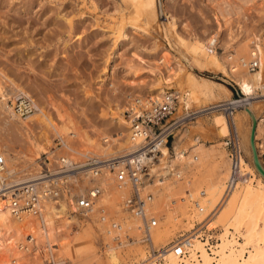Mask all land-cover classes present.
<instances>
[{"label": "rangeland", "instance_id": "1", "mask_svg": "<svg viewBox=\"0 0 264 264\" xmlns=\"http://www.w3.org/2000/svg\"><path fill=\"white\" fill-rule=\"evenodd\" d=\"M215 1L155 0L159 17L157 22H149L146 11L142 9L138 14L134 11L135 5L127 0H0V69L6 77L14 79V87L30 94L48 114L53 116L54 109L66 113L87 131L93 141L101 142L103 137L118 133L116 121L121 122L119 125L124 130L122 113L129 95H155L164 88L173 87L180 92H188L194 107L235 97L234 90L220 80L219 73L223 72L221 63L218 69L207 64L213 56L205 53L203 44L213 30L208 21L210 9L218 12L224 9V3H230L231 11L238 12L240 8L246 9L247 3ZM248 4L252 7L249 9L254 10L256 22H264V0H252ZM24 5L31 7L27 14L22 9ZM163 12L174 18L170 27L163 20ZM39 17H43L44 22ZM135 22L143 27L139 28L141 32L134 28ZM215 32H219L218 24ZM185 45L194 46L195 50H186ZM238 50L245 53V44ZM133 53L139 54L143 60L132 58ZM175 61L182 65L184 73L168 79L166 67L171 65L175 68ZM186 74L196 77L197 84L201 86L198 92L191 90ZM205 80L212 83L208 85ZM255 106L264 112V102L255 101ZM7 117L0 106V153L5 155L7 166L14 172L23 171L25 175L34 172L42 153L62 154L63 151L53 145L55 136L75 149L93 148L102 152L95 145L82 142L78 136L69 137L60 132H48L50 143L44 145L41 132L45 127L39 126L36 120L28 122L29 119L20 121L14 118L5 124ZM240 118L246 126V117L240 114ZM227 126L228 120L223 115L213 113L185 129L182 140H177L178 150L186 152L184 160L189 167V178L185 177L188 179L185 184H163L156 195L153 202L159 217L153 238L156 247L166 246L182 236H191L195 222H200L210 213L203 225L211 231L203 228L204 232L219 240L227 231L222 239L224 249L227 245L232 247L234 236L238 239L233 229L237 231L240 227L243 236L239 242H244L247 235H251L253 240L252 245L245 248L244 256L253 252V247L259 252L264 251V193L256 194V199L252 196L260 187L258 177L249 166H243L250 175L249 192L237 197V193L232 191L228 197L222 196L228 161L217 138L226 135ZM194 137L204 145L199 156L194 155ZM29 140L34 149L29 146ZM257 142L258 158L264 167V117ZM39 144L45 152L38 150ZM244 162L248 164L245 159ZM185 190L198 203L215 194L212 206L207 207L203 215L191 218V228L186 226L185 219L194 209L183 196ZM200 191L202 196H199ZM53 221L60 233L58 240L51 244L49 254L31 250L20 257L18 264H136L144 257L140 247H129L123 253L109 250L104 256L96 248L99 242L96 233L94 236L90 229L82 227L81 230H72L70 225L76 223L74 219L59 222L53 218ZM160 234L163 238L157 240ZM258 234H261V241L257 239Z\"/></svg>", "mask_w": 264, "mask_h": 264}, {"label": "built area", "instance_id": "2", "mask_svg": "<svg viewBox=\"0 0 264 264\" xmlns=\"http://www.w3.org/2000/svg\"><path fill=\"white\" fill-rule=\"evenodd\" d=\"M249 8L252 7L247 4L244 10L232 11L228 24L218 33L215 31L220 18L216 20L218 12L210 9L208 21L213 30L204 39L205 53L214 56L228 73L229 76L219 73L220 80L234 90L235 97L194 107L189 105L186 94L178 93L173 87L155 95L127 96L122 113L128 141L126 150L105 154L93 148L75 149L55 136L53 145L63 153L56 156L42 153L38 169L31 172L29 181L18 185L7 181L12 177L7 173L5 158L0 155V197L5 199L10 213L14 216L29 213L43 227L42 216L49 206L56 221L72 217L76 222L71 223L72 229L76 228L75 224L91 225L99 238L96 248L101 254L109 249L123 253L132 245L143 247L145 259L136 264H165L168 254L178 264L198 261L200 252L193 249L190 237H179L168 246L152 244L151 234L159 221L153 200L163 184L188 182L185 177L189 178V167L183 160L186 152L177 149V135L213 113L228 120L226 135L217 138L228 161L222 196L250 179L242 167L244 156L237 133L229 123L239 107L250 101L264 102V80L249 85V92H244L234 81L242 74H257L264 54V22L257 23L254 10ZM242 44L246 46L245 53L238 50ZM0 81V105L9 116L25 120L37 112L36 103L28 93L5 79ZM101 141L104 145L111 144V138ZM202 195L200 191L199 196ZM183 196L195 211L202 212L187 190ZM206 217L195 222L191 233L202 242L205 253L215 259L216 240L203 229Z\"/></svg>", "mask_w": 264, "mask_h": 264}, {"label": "bare ground", "instance_id": "3", "mask_svg": "<svg viewBox=\"0 0 264 264\" xmlns=\"http://www.w3.org/2000/svg\"><path fill=\"white\" fill-rule=\"evenodd\" d=\"M127 1L128 2L131 1L135 5V8H134L135 10L134 9L133 10L136 11L138 14H140L139 12H141L142 9H144V11H146V16H147L149 22H153V21H156L158 19L159 15L156 11L155 0H127ZM211 1L216 2L215 0H211ZM238 1L243 3V5H245L246 3L248 4V2H251L252 0H238ZM223 5L225 6V8L219 9L218 10V17H216V20L218 18H220V21H218L219 31L222 30V28L228 24L230 14L233 13L231 11V9L229 8V5L227 3H224ZM226 6H228V8ZM22 7L21 8L23 9L24 13H26V14L28 13V11L29 12L31 11V7H29V6L24 5ZM26 14L24 16H26ZM40 14H42V13H40ZM162 16L164 18L163 20H164L165 24L168 27H170L174 22V18L171 17L168 13H164V12H163ZM42 18H40V19H42ZM43 22H44V18H43ZM133 25H134V28H136V29H139V28L143 29V27L138 26V24L136 22ZM131 26H132V24H131ZM140 29L138 31H140ZM74 32H76V31H74ZM76 36H78V35L76 34ZM184 47L186 48V50L189 49V51L195 50L194 46L188 47L187 45H185ZM196 51L197 52L199 51V50H197V46H196ZM179 54H181V53H179ZM132 58H134L135 60H139V61L143 60L142 57L139 56V54H135V53L132 54ZM263 60H264V57L261 60L262 62H261L260 70L257 74L250 75V76L246 75V74H242L238 78L234 79V81H236L237 83H239L241 85V87H243L244 92H249V89H248L249 85H252L254 83L256 84L258 81L264 80V61ZM209 61H210V63H207V64L210 67H212L214 69L215 68L218 69L220 62L216 58H214V56L210 57ZM166 68H167L166 73L168 75L167 76L168 79L173 78V76L176 75L177 73H184V71H183L184 68L182 67V65L179 64L178 61H175V68H173L171 65L167 66ZM222 70H223V72H221V73L229 76L228 73H226L223 68H222ZM0 76H2V78L5 79V81L9 82L10 84H12V86H14V83H15V82L13 83L14 79H12V78L10 79L9 77H6V74L1 69H0ZM187 77H188V85L191 88V90L193 92H198V90L200 89L201 86L199 84H197L196 77H194L192 74H188ZM205 81H206V84H208V85L210 83H212V82L207 81V80H205ZM218 87H221L222 89H224V87L222 85H218ZM175 90L178 93L186 94V99H187V101L190 102L189 105L192 104L193 100L191 99V96L188 94V92H180L177 89H175ZM224 91H226V90L224 89ZM129 96H131V95H129ZM36 106H37V112L34 113L33 115L27 117L25 120L29 119L28 122H32L33 120H36L39 126L45 127L44 129H46V130L43 129V132H41V134L43 133L41 138H43L44 145L50 143L49 142L50 140L48 138V132L51 131L54 133L60 132L62 134H67V135H70L72 137L78 136L82 142H85V143L90 144V145H95L96 148H98L99 150H102L101 153H105V154L118 153V152H122L123 150L127 149V142L128 141H127V133H126V129H125L126 126H125L124 120H123L124 130L119 125L121 122L116 121L118 123L117 126H119V131H118V133H115L113 135H110L109 137H106V138H111V144L104 145L101 143L102 141L101 142H99L97 140L93 141L92 138L87 134V131L82 129L81 126H79L73 120V118H71L66 113H62L59 110L54 109L55 113L52 112V113H54V115L52 116V114L51 113L48 114L47 111L44 110V108L42 106L40 108L39 107L40 104L38 105L36 103ZM246 110H248L254 116V118L256 120L255 130H254V144H255V147L257 150V154L259 152V143L257 142V135H258L259 127H260L261 123H263L264 112L257 110V106H255V101H250L247 103V105H244V107L241 106V107H239V109H236L235 110L236 114H233V116L230 119V122L234 126L235 131L237 133V137H238V140L240 143V147H241L244 159L247 160V162H248V164H246V162H244V160H242V167L244 165L249 166L251 168V170L253 171V173L259 179L258 184H259L260 190L258 188V192L254 193L252 195L254 197V199H256L255 198L256 194L264 193V181L256 173V171L254 170L252 163H251L249 144H248L250 120H249V116H248ZM4 113H6V112L4 111ZM238 113L243 114V116L246 117V119L248 120V124L246 126L243 124V122H242L243 119L240 118V114H238ZM6 115L9 116L7 113H6ZM7 119H8V121H6L5 124H7L9 121L12 122L14 117L9 116V117H7ZM20 121H23V120H20ZM12 124H14V123H12ZM28 124L29 123H25V126H29ZM21 128H23V127H21ZM121 128H122V130H121ZM185 131L183 130V132H180L177 135V140L179 138L182 140L181 136H182V134H184ZM103 138H105V137H103ZM193 140L195 141V144H196L195 147L193 148V150L195 151L194 155L199 156L201 154V152L204 150V145L202 143H200L198 141V138H196V137H194ZM28 144L33 149L35 148L34 144L30 140L28 141ZM41 145L42 144H39L38 150H40V152L41 151L45 152L44 147ZM0 155H4V154L0 153ZM4 158H6V157H4ZM184 159L185 158H183V160ZM11 161H12V159H11ZM37 166L38 165L36 164V167ZM37 169H35V170H37ZM7 173L9 176L12 177L11 179L10 178L7 179V181H11L15 185L29 181V179L32 176L31 172H30V174L28 172V174H26V175L23 173H22L23 175H19L21 173H17L16 171L14 172L8 166H7ZM249 183H250V181L248 180V182L241 184V186H239L237 188V190L236 189L232 190L233 193L234 194L237 193V197L238 196H244L250 190ZM262 184H263V186H262ZM232 191H230V192H232ZM230 192L227 193L226 195H224V197H228L227 195L230 194ZM214 195L215 194L211 195V198H209V199H207V198L203 199L202 202L199 203V205L202 208L201 213L194 210L191 212V214H189V216L186 215L187 216V218L185 219L186 226L191 224V218L199 217L200 214L203 215L205 213V211L207 210V207L212 206ZM234 197L236 198V195H234ZM253 197H252V199H253ZM155 198H157V197L155 196L154 200H155ZM52 212H53V210L51 207H49V206L45 207V214L42 216V221H43V227H42L41 223L36 219V217L29 214V213H23V214H20L17 216L12 215L10 213L9 209H7L5 207V199L0 197V264H18V260L20 259V257L23 254L30 252L31 250L36 251L39 254H44V255L49 254V252L52 250L51 244L53 242H55L56 240H58L59 233H60V231L58 229H56L55 225L53 224L54 221H53V217L51 214ZM69 219H72V217ZM57 221L60 222L61 220H57ZM57 224H60V223H57ZM75 227H76L75 229H80L81 227H82V229L83 228L84 229H90L89 231H91V233L95 236V231H94L93 227L87 223H86L85 227L78 225V224L77 225L75 224ZM157 228H158V226H157ZM157 228L151 234V241H152L153 245H154L153 238H154V235L156 233ZM189 228H191V225ZM239 228L240 227H238L237 231L235 229H233V233L237 234L238 239L236 240V237L234 236L235 239H233V240H235V241L234 242L232 241L234 243L231 247L232 249L228 245L226 246V249H224V247H223V240L222 239L225 236V234H227V231L220 236V238H222V239L217 240V238H216L214 254L217 255V258H215V259L211 258L208 254L205 253V251L203 249L204 245L202 244L201 241L194 239V236H192L193 234L191 235L192 237L189 235L190 238L193 239L192 246L195 248V250L200 252V259L198 261H195V263L197 262L196 264H264V251L259 252V251H257L258 249H256L255 247H253L254 248L253 252H249L248 256H244L245 248L247 246L252 245L253 240H252L251 235L250 236L247 235L246 239H244V242H239V240H241L242 236H243V230L240 231ZM206 230H208L207 227H206ZM208 231H211V230H208ZM258 235H259V237L257 239L261 241V238H260L261 234H258ZM189 236H187V237H189ZM102 237H104V236H102ZM161 237L163 238V234H160L158 236L157 240L161 239ZM228 242H230V241H228ZM168 245H166V246H168ZM257 245H259V244H257ZM131 247H133V248L140 247L144 253L143 247H141L139 245H132ZM228 248H230V249L228 251H226ZM257 248H258V246H257ZM127 249H129V248H127ZM109 250H113V249H109ZM104 256H106V255L104 254ZM202 256H203V258H202ZM144 259H145V256L143 257V259H141L137 262L140 263ZM165 259H166L165 264L168 263V261H169V264H178V260L170 254H168L165 257ZM143 264H152V263H143Z\"/></svg>", "mask_w": 264, "mask_h": 264}, {"label": "water", "instance_id": "4", "mask_svg": "<svg viewBox=\"0 0 264 264\" xmlns=\"http://www.w3.org/2000/svg\"><path fill=\"white\" fill-rule=\"evenodd\" d=\"M246 112H247V114L249 116V120H250L248 144H249L251 163H252V166H253L254 170L256 171V173L264 181V167L262 166V164L258 158L257 150H256V147L254 144V130H255L256 120H255L254 116L248 110H246Z\"/></svg>", "mask_w": 264, "mask_h": 264}]
</instances>
